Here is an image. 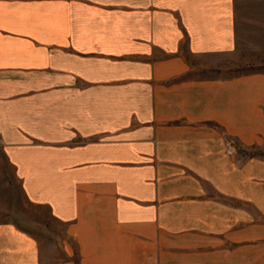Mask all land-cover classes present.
Instances as JSON below:
<instances>
[{
    "label": "crops",
    "instance_id": "0c3cea01",
    "mask_svg": "<svg viewBox=\"0 0 264 264\" xmlns=\"http://www.w3.org/2000/svg\"><path fill=\"white\" fill-rule=\"evenodd\" d=\"M237 41L236 0H0V264H63L33 207L78 264H264V71Z\"/></svg>",
    "mask_w": 264,
    "mask_h": 264
},
{
    "label": "rangeland",
    "instance_id": "374dc122",
    "mask_svg": "<svg viewBox=\"0 0 264 264\" xmlns=\"http://www.w3.org/2000/svg\"><path fill=\"white\" fill-rule=\"evenodd\" d=\"M237 7V62L235 72L264 71V0H236ZM1 179L8 175V165L1 159ZM22 200L19 191L12 196L9 190L2 193L1 201L8 208L9 213L15 214L16 202ZM20 205V204H19ZM35 218H28V222L37 223L36 230L47 259L55 256L60 258L63 264H78L76 253L68 256L63 240H67L63 233V224L50 217L43 207L32 208ZM56 232L59 233V248L51 251L54 247ZM57 240V239H56ZM57 242V241H56ZM49 250V251H48Z\"/></svg>",
    "mask_w": 264,
    "mask_h": 264
}]
</instances>
